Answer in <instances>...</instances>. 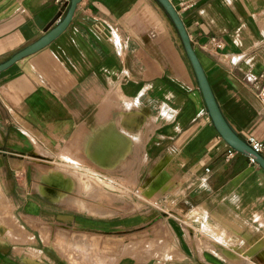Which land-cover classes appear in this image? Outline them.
I'll use <instances>...</instances> for the list:
<instances>
[{"label": "crops", "instance_id": "crops-1", "mask_svg": "<svg viewBox=\"0 0 264 264\" xmlns=\"http://www.w3.org/2000/svg\"><path fill=\"white\" fill-rule=\"evenodd\" d=\"M169 1L225 120L264 157V0ZM68 6L0 0V62ZM229 148L156 0H80L60 35L0 72V264H264V171ZM133 168L121 207L75 196L81 174ZM135 241L159 245L124 253Z\"/></svg>", "mask_w": 264, "mask_h": 264}, {"label": "water", "instance_id": "water-1", "mask_svg": "<svg viewBox=\"0 0 264 264\" xmlns=\"http://www.w3.org/2000/svg\"><path fill=\"white\" fill-rule=\"evenodd\" d=\"M163 10L166 12L171 22L173 23L180 41L182 43L184 52L188 59V62L193 70L195 75L197 85L201 91L207 112L211 121L222 137V139L236 152H240L252 157L254 162H256L264 171V157L260 152L255 151L252 147L243 139H241L229 126L224 116L222 115L220 108L215 100V97L212 93L206 75L200 65L198 57L192 47V44L189 40L188 34L185 30L183 22L179 17L176 9L172 5L169 0H156ZM80 2V0H69L68 9L64 15V17L47 33L38 37L36 40L26 45L8 59L0 62V72L4 71L8 67H10L15 62L20 59L38 51L39 49L47 46L51 41H53L58 35H60L65 28L68 26L76 5Z\"/></svg>", "mask_w": 264, "mask_h": 264}, {"label": "rangeland", "instance_id": "rangeland-1", "mask_svg": "<svg viewBox=\"0 0 264 264\" xmlns=\"http://www.w3.org/2000/svg\"><path fill=\"white\" fill-rule=\"evenodd\" d=\"M62 159H65L66 161H71L70 158L65 157V156H61ZM71 164V163H70ZM131 168V167H130ZM129 178L125 181H120V180H115V181H109L106 179H101L96 177L93 174H88V173H84L80 175V178L76 181L78 184V188H77V195H75L76 197L92 202V203H101V204H109V205H113V206H120V201H124L123 197H125L127 195V191L124 187L128 186H134L136 184V179H135V174H134V168L131 170L129 169ZM57 178V180H56ZM53 179V180H52ZM59 179V182H57ZM62 179V180H61ZM47 181L52 183V182H57L60 185L64 186L68 185L69 182H67V180H63V178L61 177L60 174H58L57 172H51L48 174L47 176ZM66 182V183H64ZM41 192L45 193L44 190H40ZM151 191V190H148ZM142 196H148L145 192H141ZM129 198L132 197V194L128 195ZM52 197V196H51ZM53 199L57 200L56 198L58 197H52ZM60 200L65 201V202H74V203H79L82 207H86L89 210H94V205L83 201V200H78L75 197L71 196V195H67L64 193H60ZM126 205V203L123 204V206ZM139 206V205H138ZM121 207V206H120ZM139 242H150V243H157L155 246H157L158 248V242H153V241H135V243H139ZM134 243V242H133ZM131 243V244H133ZM130 244L129 250L128 251H124V253L127 252H131L132 250H138L140 247L144 248V246H138V247H133ZM164 245V243H162ZM148 248H151V245L145 246ZM153 248V247H152Z\"/></svg>", "mask_w": 264, "mask_h": 264}, {"label": "built area", "instance_id": "built-area-1", "mask_svg": "<svg viewBox=\"0 0 264 264\" xmlns=\"http://www.w3.org/2000/svg\"><path fill=\"white\" fill-rule=\"evenodd\" d=\"M57 2H69V0H56ZM211 42H212V45L215 47V48H220L221 47V44L218 42L217 39L215 38H211ZM246 142L252 147V149H254L255 151L257 152H260L263 148V144L258 141L257 139H255L254 137L252 136H249L246 140ZM236 151L232 148H229L228 149V155L227 157H230L231 155H233ZM250 157V161L251 162H254V160L252 159L251 156Z\"/></svg>", "mask_w": 264, "mask_h": 264}, {"label": "bare ground", "instance_id": "bare-ground-1", "mask_svg": "<svg viewBox=\"0 0 264 264\" xmlns=\"http://www.w3.org/2000/svg\"><path fill=\"white\" fill-rule=\"evenodd\" d=\"M147 129V128H146ZM114 134V133H113ZM109 138V137H108ZM123 138V137H122ZM107 139V138H106ZM104 141V140H103ZM137 142V141H136ZM139 142V141H138ZM114 143V142H113ZM118 149V148H117ZM70 161V160H69ZM73 164H74V162H73ZM72 166V165H71ZM73 167H74V165H73ZM76 167V166H75ZM76 168H78V167H76ZM78 169H81V168H78ZM82 170V169H81ZM53 180V179H52ZM56 180H57V178H56ZM62 180V179H61ZM57 182H59V179H58V181ZM64 183H66V182H64ZM67 185V184H66ZM52 197H58V198H56V199H58V200H60L61 198H60V194L58 193V194H56L55 196H52ZM143 244V243H142ZM148 245H150V244H148L147 242L145 243L144 242V244H143V246H148ZM156 244L155 243H152V247L153 248H156L157 246H155ZM134 246H135V244H134ZM151 247V248H152ZM162 247V246H161Z\"/></svg>", "mask_w": 264, "mask_h": 264}, {"label": "clouds", "instance_id": "clouds-1", "mask_svg": "<svg viewBox=\"0 0 264 264\" xmlns=\"http://www.w3.org/2000/svg\"><path fill=\"white\" fill-rule=\"evenodd\" d=\"M133 139H135V140L139 141V139H140V136H139V134H136V135H134V136H133Z\"/></svg>", "mask_w": 264, "mask_h": 264}]
</instances>
